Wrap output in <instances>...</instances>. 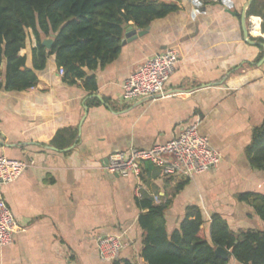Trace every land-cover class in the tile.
<instances>
[{"label":"crops","instance_id":"obj_1","mask_svg":"<svg viewBox=\"0 0 264 264\" xmlns=\"http://www.w3.org/2000/svg\"><path fill=\"white\" fill-rule=\"evenodd\" d=\"M231 1L202 0L200 13H194L193 2L180 0L177 12L154 20L146 34L122 44L117 59L88 72L97 79L94 92L83 79L64 80L54 56L37 71L35 87L0 89V154L29 163L3 189L23 231L14 243L0 247V264H105L96 242L107 234L127 242L119 258L148 264L141 255L139 224L147 208L138 204V185L154 204L169 202L168 232L189 206L200 208L207 227L214 214L234 231L255 228L248 219L264 227L253 207L238 199L244 192L264 194V172L253 168L246 154L253 129L264 120V18L248 15V41L241 20L248 0ZM251 16L259 18L255 33ZM31 45L36 46L33 35ZM167 48L178 52L179 61L164 94L124 99L125 80ZM198 117L202 133L222 154L217 168L192 177H163L147 162L140 179L107 172L112 153L166 143ZM66 126L78 137L60 149L51 140Z\"/></svg>","mask_w":264,"mask_h":264},{"label":"trees","instance_id":"obj_2","mask_svg":"<svg viewBox=\"0 0 264 264\" xmlns=\"http://www.w3.org/2000/svg\"><path fill=\"white\" fill-rule=\"evenodd\" d=\"M180 0H0V89L23 91L35 87L37 71L55 57L64 80L75 83L83 79L92 92L98 88L90 70L103 67L118 58L125 29L131 23L146 29L180 9ZM248 15L264 18V4L254 0ZM264 30V24L262 26ZM32 35L36 46L32 47ZM52 36L51 48L43 44ZM23 49L29 53L22 55ZM31 58L32 66L29 61ZM91 103H99L91 99ZM78 133L71 127L59 128L51 143L62 149L71 146ZM251 166L264 172V120L253 129L246 148ZM238 199L253 207L264 221V194L244 192ZM144 248L142 257L148 264H264V228H242L234 231L220 214H214L208 227L202 211L189 206L179 225L168 232L165 211L169 202L154 204L142 195L138 199ZM223 247L232 257L223 259L215 249ZM111 264H136L118 258Z\"/></svg>","mask_w":264,"mask_h":264},{"label":"built area","instance_id":"obj_3","mask_svg":"<svg viewBox=\"0 0 264 264\" xmlns=\"http://www.w3.org/2000/svg\"><path fill=\"white\" fill-rule=\"evenodd\" d=\"M200 13L202 0H190ZM232 5L231 0H218ZM251 16V32L260 28L259 21ZM259 19V18H258ZM250 32V31H249ZM179 54L167 48L140 65L124 82L123 98L137 100L156 97L165 92V86L176 69ZM60 73L64 75L63 68ZM202 119L198 117L170 141L151 148L131 147L126 151L112 153L106 164L107 172L121 177L140 179L145 163H153L160 169V175L169 177L195 174L217 168L222 161L221 152L213 146L210 138L201 131ZM29 166L26 160L13 159L0 154V247L14 243L17 234L23 231L4 196V186L13 183ZM136 195L142 197V187L136 188ZM97 250L105 264H111L120 257L127 246L121 235L107 234L97 238Z\"/></svg>","mask_w":264,"mask_h":264},{"label":"water","instance_id":"obj_4","mask_svg":"<svg viewBox=\"0 0 264 264\" xmlns=\"http://www.w3.org/2000/svg\"><path fill=\"white\" fill-rule=\"evenodd\" d=\"M254 0H248L242 10V27H243V31H244V35L245 38L248 39V41H250V32H249V27H248V9L250 7V5L252 4ZM148 31L147 29L141 30L139 31L137 28H135L133 25H128L125 29V34H124V38L122 40V44H126L127 42H131L135 39H137L138 37L143 36L144 34H146ZM54 43V39L51 38H46L43 40V44L49 49L52 47ZM261 45H263L264 47V43H261ZM215 253L217 256L223 258V259H230L232 257V254L225 248L223 247H217L215 249Z\"/></svg>","mask_w":264,"mask_h":264},{"label":"rangeland","instance_id":"obj_5","mask_svg":"<svg viewBox=\"0 0 264 264\" xmlns=\"http://www.w3.org/2000/svg\"><path fill=\"white\" fill-rule=\"evenodd\" d=\"M260 221H262V220H260ZM248 223V225L249 226H254L255 228H260V227H257L258 225H257V223H255L254 221H252V219H248V221H247ZM207 227V226H206ZM234 228H236V225H235V227ZM264 228V227H263ZM229 264H237V262H235V260L234 259H231L230 260V262H229Z\"/></svg>","mask_w":264,"mask_h":264}]
</instances>
